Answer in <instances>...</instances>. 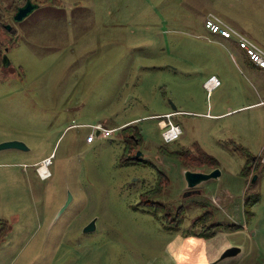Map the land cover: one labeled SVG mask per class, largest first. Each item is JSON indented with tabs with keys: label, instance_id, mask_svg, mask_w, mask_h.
I'll return each instance as SVG.
<instances>
[{
	"label": "rangeland",
	"instance_id": "374dc122",
	"mask_svg": "<svg viewBox=\"0 0 264 264\" xmlns=\"http://www.w3.org/2000/svg\"><path fill=\"white\" fill-rule=\"evenodd\" d=\"M33 1L39 6L15 21L24 2L0 0V141L27 146L0 149V219L10 223L0 235V264H181L176 252L187 235L196 241L217 231L202 249L221 242L244 251L218 264H264V104L212 115L218 99L226 109L257 97L243 76L205 89L209 75L200 74L209 67L197 55L211 47L196 35L213 10L241 30L237 17L262 26L264 38V0ZM54 25L68 32L59 42L49 36ZM173 108L184 111L173 116L182 133L165 141L161 115L153 114ZM95 123L122 127V139L119 131L88 139ZM136 130L138 144L129 135ZM127 142L140 158L124 159ZM163 145L190 149L204 163L185 165L161 153ZM49 156L52 175L36 178ZM215 167L219 177L184 194V169ZM158 170L167 184L149 193ZM68 191L72 201L56 217ZM178 206L185 220L170 229L167 214ZM92 218L96 227L84 231ZM192 240L200 256L214 253Z\"/></svg>",
	"mask_w": 264,
	"mask_h": 264
},
{
	"label": "crops",
	"instance_id": "0c3cea01",
	"mask_svg": "<svg viewBox=\"0 0 264 264\" xmlns=\"http://www.w3.org/2000/svg\"><path fill=\"white\" fill-rule=\"evenodd\" d=\"M204 17H205V15L203 16V20H204ZM203 20H202V24H203ZM227 21H229V20H227ZM237 21L238 22H236V25L237 26H241L242 31L246 32L255 41H257L259 44H261L264 47V38H262V26L261 27H255V26H252L251 24H246V22L240 20L239 17H237ZM53 27L55 28V30L51 31L49 36H53L55 38L56 42L60 41V37L61 36H65L66 37L68 35V32H65V31H63L62 33L58 32L57 28L55 27V25ZM74 33L76 35L80 36V37H83V36L86 35L84 30L83 31L79 30V31L76 32L75 28H74ZM196 35H198L197 36L198 39L205 40L206 44L209 47H211L210 51H207V48H202V51H200L197 56H198V59L200 61L205 62L204 65H208V67H209L208 69H205L204 71H202L200 75L201 76L209 75V77L214 75V76L218 77V79L220 80L219 85L215 86L212 89V91L214 89H216V88H221L223 85H227L228 87H230L229 86L230 83L236 84V76L237 77L243 76L246 80H249L248 83H251L252 85H254L255 97H257L255 99V101L240 102L237 105H233L230 102H226L225 103L226 109L223 107V104H222L223 100H219L218 99L216 101V109H217V111L215 113L211 112L212 115L218 116V117H220V116L222 117V116L228 115V113H230V112H232L233 110H236V109L246 108V107H249V106H251L253 104H260V105L264 104V68L253 64L250 61V59L248 58V56L246 55V52L244 51V49L242 47H240V45L238 44V42L234 38H226V37H223V36H221V35H219L217 33H213L210 30L206 29L204 24H203L202 31L200 33L196 34ZM208 60H210L211 63L208 64ZM206 79H204V81ZM253 79H255L258 84L261 83V85L253 84L252 83ZM204 81H203V85H204ZM233 88H235V87H233ZM249 91H251L250 84H249ZM239 92H240L241 96L245 97L244 94H243V90H240ZM251 107H249V108H251ZM167 112L172 114L171 115L172 119H173V116H175V114H180V113L183 114L184 113L183 110H178V109H174L173 108V109H170V110H166L162 114H165ZM162 114L161 113H155V114H153V116L162 115ZM173 121L175 123H178V121H175L174 119H173ZM178 124L180 125V123H178ZM180 127H181V125H180ZM115 129H118V128H115ZM181 130H182V128H181ZM94 131H95V129L92 126V129L89 130L88 132H86L88 139H89L90 132H91V134H94ZM33 173H34V176L36 178L38 177V178H40L42 180L47 179L49 177L48 176L47 178H42L40 176V174L37 172V170L33 171ZM51 175L52 174H50V176ZM215 200H217V199L215 198ZM197 218L198 217H196V219ZM194 219L192 221V225H194ZM196 221H198V219ZM196 227H198V226H196ZM219 231H222V229L219 230ZM217 233H218V231H217ZM217 233H215L214 235H211V236H206V234H204L203 238L199 237V238L195 239L196 241H193L192 239H190V237H189L190 235H187L185 241L183 240L184 243L181 244L179 246V248H181L185 244H188L189 242H187V241L192 240L191 243H190L192 245L193 243H195V244L196 243L197 244L200 243L198 241L201 240L200 244H202V246L198 250H200L201 252H204V251L214 250L213 248H215V250L213 251V252H215L217 250V248H218V246H215L217 244H214V245L212 244L210 247H207L206 249L205 248L202 249V247H203L204 244H207L209 238L214 237V236L216 237ZM224 233H226V232H224ZM218 244H223V243L219 242ZM171 251L173 252L174 250H171ZM213 252H211V253H213ZM243 252H242V254H243Z\"/></svg>",
	"mask_w": 264,
	"mask_h": 264
},
{
	"label": "water",
	"instance_id": "95a60500",
	"mask_svg": "<svg viewBox=\"0 0 264 264\" xmlns=\"http://www.w3.org/2000/svg\"><path fill=\"white\" fill-rule=\"evenodd\" d=\"M39 6L38 3L34 2L33 0H26L23 4L19 5L16 9V12L13 15V20L18 21L22 20L25 16H27L30 12H32L35 8ZM12 25L9 23L5 24V27L8 29L11 28ZM8 48L5 49L7 51ZM3 66H7L11 64L7 52L3 54ZM176 108V106H173ZM26 148L27 146L21 140L12 139V140H2L0 141V149L4 148ZM142 152L137 151L136 156H140ZM186 187L188 188L185 191V195L201 192V189L198 187L200 184L210 178L219 177L221 174V169L219 167H215L210 171H200V170H192L190 168H186L183 170ZM257 173H255L252 177V181L257 178ZM73 194L71 191H68V196L61 206V208L57 211L56 217L59 216L69 205L72 201ZM96 227V218H92L89 222H87L83 229L84 231H91ZM243 246L238 243H227L220 245L217 250L209 257L203 258L197 252L191 249L188 244L183 245L181 248L178 249L179 253V262L181 264H218L219 262L228 259L234 258L238 255L242 254Z\"/></svg>",
	"mask_w": 264,
	"mask_h": 264
},
{
	"label": "built area",
	"instance_id": "2783aa9c",
	"mask_svg": "<svg viewBox=\"0 0 264 264\" xmlns=\"http://www.w3.org/2000/svg\"><path fill=\"white\" fill-rule=\"evenodd\" d=\"M204 24L213 33H217L226 38H234L240 47L245 50L249 58L256 65L264 68V47L246 32L238 29L236 26L213 10H210L206 13ZM219 83L220 80L218 77L212 75L204 81V87L208 92H210L215 86L219 85ZM171 115V113L167 112L161 115V120L159 121V126L162 128V136L165 141L176 139L182 132L180 125L173 121ZM92 126L94 129L99 131L100 136L104 137L111 135L115 131V128L106 127L101 123H96ZM50 162V157H46L36 165V170L42 178H47L50 176Z\"/></svg>",
	"mask_w": 264,
	"mask_h": 264
},
{
	"label": "trees",
	"instance_id": "16d2710c",
	"mask_svg": "<svg viewBox=\"0 0 264 264\" xmlns=\"http://www.w3.org/2000/svg\"><path fill=\"white\" fill-rule=\"evenodd\" d=\"M20 1L23 3L26 0H20ZM1 19H3V18H1ZM248 58H249V56H248ZM250 61L253 64H255L251 59H250ZM2 65H3V61H2ZM135 134L137 136L136 137L137 140L139 141V136L137 134V130H136ZM133 140H134L135 144H138V142H136V139L133 138ZM160 152L163 153V154L167 153L168 156L181 159L185 163V165L189 164V163H194V164L201 165V164L204 163L203 162V158L202 157H197V155L192 154V151L190 149H184V150H182V149L181 150L180 149H173L172 150V149H169V148L167 149V147L165 145H163L160 148ZM260 156L261 155H259V157ZM123 157L126 160H129V159H132V158H134V159L140 158V156H136L135 153H132L131 146H130L129 142H127L126 145H125V153L123 154ZM255 158H257V155L252 156L246 162V165H245V167L242 170V174H244L246 177H248V174H249L250 169L252 167V163H253ZM157 174H158V183H157V185L154 188H152V189L147 191L149 193H154V194L159 193V192H161V189L164 187V185L167 184V175L163 171H160V170L157 171ZM159 185H161V186H159ZM246 200H247V198H246ZM154 203H156V202H154ZM167 216H168V221H169V223L172 226V227H169V228L170 229H174L176 227L178 228V227H180L183 224V222L185 220V210H183V207L178 206V207L175 208L174 214L168 213ZM216 225H218V224H215L214 226H216ZM9 228H10V223H8V221L6 219H0V235H5L7 233L6 231L9 230ZM4 232H5V234H4Z\"/></svg>",
	"mask_w": 264,
	"mask_h": 264
},
{
	"label": "flooded vegetation",
	"instance_id": "af4514ba",
	"mask_svg": "<svg viewBox=\"0 0 264 264\" xmlns=\"http://www.w3.org/2000/svg\"><path fill=\"white\" fill-rule=\"evenodd\" d=\"M121 130H122V127H120L119 129H115V131H114V133H115L116 131H119V133H118V135H119V139H122V137H121L122 131H121ZM129 135H130V137L136 139V142H139V141H137V138L133 136V134L130 133ZM93 136H96V137H98V138H104V136H100V135H99V131H98L97 129H95ZM198 187H199V186H198ZM186 189H188V188L186 187Z\"/></svg>",
	"mask_w": 264,
	"mask_h": 264
},
{
	"label": "bare ground",
	"instance_id": "6f19581e",
	"mask_svg": "<svg viewBox=\"0 0 264 264\" xmlns=\"http://www.w3.org/2000/svg\"><path fill=\"white\" fill-rule=\"evenodd\" d=\"M219 247V246H218ZM176 255H177V260L179 261V255H178V252H176ZM203 258H207V257H203Z\"/></svg>",
	"mask_w": 264,
	"mask_h": 264
}]
</instances>
